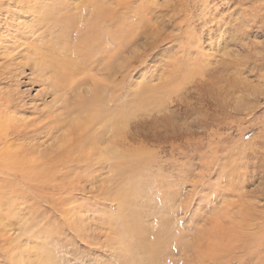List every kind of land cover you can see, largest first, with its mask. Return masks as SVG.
Returning <instances> with one entry per match:
<instances>
[{"label": "rangeland", "instance_id": "374dc122", "mask_svg": "<svg viewBox=\"0 0 264 264\" xmlns=\"http://www.w3.org/2000/svg\"><path fill=\"white\" fill-rule=\"evenodd\" d=\"M96 1L116 14L112 76L104 59L79 58L82 85L58 120L54 99L65 101L70 85H42L32 62L46 53L41 41L61 47L44 15H88ZM96 1L0 0V65L21 73L0 67L12 71L0 90L16 94L11 118L24 135L5 143L18 159L0 182V264H33L45 235L49 264H264V0ZM70 40L77 50L75 33ZM146 42L169 50L154 79L136 59ZM100 129L113 142L108 159L85 148ZM210 182L224 191L201 200ZM122 185L134 190L123 217L136 232L113 197Z\"/></svg>", "mask_w": 264, "mask_h": 264}, {"label": "bare ground", "instance_id": "6f19581e", "mask_svg": "<svg viewBox=\"0 0 264 264\" xmlns=\"http://www.w3.org/2000/svg\"><path fill=\"white\" fill-rule=\"evenodd\" d=\"M20 1H22V0H20ZM31 1H33V0H31ZM100 1H103V0H100ZM37 4L39 5V3H37ZM40 6L41 5H39L38 7H40ZM167 6L168 5H166V7ZM56 10H57V8H56ZM67 10H68V8H67ZM67 10H64V11L58 10L57 12H53V13H48V11H47L46 14L43 13V14H45L44 15V20L45 21L42 22V23H45L44 24L45 26L42 25L43 28L45 27L43 30H45V29H47L49 27L50 30H48V31H51L52 30V32H53V34L55 36L54 42L60 44L61 47H60V49L58 48L57 50H51L48 46L45 47V45L46 44L47 45H52V42L49 41V40H43L41 42H43L42 45L46 49V53H44L43 55H40V53L37 52L35 54V57L33 56L34 58H32L33 68H34L35 72L37 71L36 74L39 75L40 82H41L42 85L50 84L51 81H52V78L55 79L54 80L55 85L59 84L58 82H56L57 80H61L63 82V84L65 83L64 84L65 85V89H66L67 86L70 85L69 88H68V90H66L65 93L62 95L64 97V100L65 101H59L57 98L54 99L55 101H57L56 104H55V106H53V108H55V110H54V112L53 111L50 112V114H52V113H58L56 115L58 120H59V118H62V117L65 118V117H68L69 116V114L71 113V111H70L69 114H68V112L66 113V110L64 109V107L68 105L69 98L75 97V93H77V91H78L77 89H79L81 87V85H82L81 82H80L82 80H80L79 83H77L75 81V79H74L76 77L77 71L78 70L81 71V69H79V68L84 67V65L86 63V62H82L80 65L76 66L79 63V58H83L84 61H87L88 59H95L96 56H97L96 59H104L105 60V66L111 67L110 69H107L105 72L107 74H109V75L112 76L113 64L111 62H112V57L114 56L113 55V53H114L113 52V47L115 46L116 39H117V35H115V33L113 31V27H114L113 25H114L115 20H116V14H115V12H113V14H112V11H111L110 8H103L96 1L95 8L94 9H91V11L88 13V15L86 14L87 12L86 11H83V10H82L81 14L78 13V12H80V11H78V8L75 9L76 12H74V13H70L72 11H67ZM53 11H55V10H53ZM35 13H37V12H35ZM43 14H42V16H43ZM85 16L86 17H90L91 23H89L88 20H83ZM81 23H82V25H85L86 26L84 32H81V31H79L77 29V28H79L81 26ZM13 25L14 24L11 23L10 25L6 26L5 28L6 29L13 28ZM176 27H177V25H176ZM2 29H4V27L3 26H0V30H2ZM73 33H75L76 34V37H77L76 43H77V41L79 42V44L76 45L77 46V50H75V51L73 50L74 48H69L68 47V44L69 43L71 44L70 37H71V35ZM41 34H43V33H41ZM45 34L47 35L48 32L47 33L45 32ZM49 35H51V34L49 33ZM42 37H44V36H42ZM42 37H40V38L42 39ZM72 42H74V41H72ZM103 44H108L107 47H104L105 49L103 48L104 49L103 54L105 53V54H107V56H98V53H100L99 51H100V49H101V47H102ZM40 47H42V46H40ZM71 47H73V46H71ZM44 48H42V49H44ZM75 53L77 54V56L74 55ZM25 56H31L32 57L31 54H28V55H25ZM10 61L12 62V59ZM98 63L100 65H102L100 62H98ZM6 64L7 63L5 62L3 65H0V67L1 68L2 67L3 68L6 67L7 68V71L8 70H12L14 72H17L18 76L21 74L20 71H19V69L16 66H14V65L13 66H10L9 64H7V65ZM4 65H5V67H4ZM11 65H12V63H11ZM27 66H28V64H27ZM95 66L96 65H94V67ZM102 70L103 69L98 68V71H102ZM12 71L10 73H8V74L5 73L4 71L3 72L0 71V75L1 76L5 75L8 79L11 80L12 79ZM65 76L68 77V80H67V83L68 84H66V82H64ZM51 84H53V83H51ZM6 86H8V83H6ZM0 88H2V87H0ZM48 89H50V88H48ZM98 89L99 88H97V90ZM101 90L102 89H100V92H98V91L95 90L96 92H95L94 95L95 96L96 95H100L101 94ZM106 91H108V90H106ZM11 92L12 91H9L7 95L6 94L4 95L3 93H1V90H0V108L2 107V104L4 103L3 102V98H6L7 99V102H6L7 103V108H6V111L5 112H8V113H5V112L0 113V165L2 164V166H3V169H1V173H0V182H4L2 179H4V175L5 174L2 173V172H4V170L7 169V168L8 169H12L13 167H15L14 165L16 164V159H18V155H17V157H14V155L16 154V152H13V148L11 146L6 147L5 146V143L11 142L13 140V138L15 140L17 137L19 138L21 136L22 137L24 136V135H20L19 134V131L20 130L18 129L19 128L18 121L15 118H11V112H10V110L12 108V105H18L20 103V102L17 103L16 94H12ZM50 94H51L50 91L46 93L47 96H49ZM18 100H19V97H18ZM141 101H143V100H140V102ZM60 102H64V103H60ZM95 103H96V101H95ZM57 104L63 105V106L60 107ZM146 104H148V103H146ZM85 107L86 106H81L78 111L84 109ZM95 108H96V106H95ZM61 110H63V111H61ZM74 111H76V113L78 112L77 109H74ZM12 113H14V112L12 111ZM56 116L53 115V117L55 119H56ZM90 116H91V114H90ZM92 117H93V115H92ZM95 123L98 125V123L101 124V121H98V123H97V121H95ZM91 129H93V123H92L91 127L90 126L86 127V130H85L84 133H86L87 130L88 131H91ZM103 131H105V129ZM103 131L100 129V132H98V133L96 132V134H95L96 136L95 137H91L90 140H88V138L85 137L86 140H87L86 141L85 148H87L88 153L90 155H94V154L96 155L98 152H100V153L105 154L106 155V158L108 156L110 157L109 152L111 153L113 150L112 149L109 150V149H110V147H111V145H112L113 142H112V140L110 141L109 139H107V140L102 139V136H101L100 133L103 132ZM84 133H82V135H84ZM92 135H94V132H93ZM109 138H111V137H109ZM1 147H3V148H1ZM100 156H101V160L106 159V158H104L105 156H102V155H100ZM7 159H9V160H7ZM101 160H99V162H101ZM7 161H10V163L7 162ZM15 169H13V170H15ZM122 187L123 188L121 190H119V193H117V195L116 196H113V197H114V200L119 204L120 216H121L122 222L125 224V229H127L129 231L133 230V231L136 232L137 229L135 227V224L131 221V219L123 217L126 214H129V212L131 210L130 208L137 202V201L135 203L133 202L134 201L133 200V198H134L133 191L134 190L133 189H132L133 191L128 190L127 189L128 187L126 185H122ZM6 193L7 192L5 191V189L4 190L3 189L0 190V206L1 207H2V204L6 201L4 199L7 196ZM130 196L132 197V200L133 201L131 200V197ZM50 229H51V227H50ZM109 229H107V230H109ZM109 234L111 235L112 232L109 233ZM118 234H119V232H118ZM119 235H121V234H119ZM46 236L47 235H45L44 237L41 236V237H43V240L40 242L39 246H37L36 249H35V255H34V258H33V262L35 264H49L50 263V260L51 259L49 257V254H50L49 253V249L45 248L44 245H43V244H45L44 239H45ZM136 243H137V241H136ZM122 255H124V254H122ZM126 263L129 264L130 262L128 263V261H127ZM115 264H118V262L115 263Z\"/></svg>", "mask_w": 264, "mask_h": 264}, {"label": "snow or ice", "instance_id": "6c2138e0", "mask_svg": "<svg viewBox=\"0 0 264 264\" xmlns=\"http://www.w3.org/2000/svg\"><path fill=\"white\" fill-rule=\"evenodd\" d=\"M169 56V50L167 46H152L146 42L143 53L137 54L136 59L140 65H143L142 71L146 72L153 79L158 72L159 64L163 63ZM159 62V63H158ZM55 131V130H53ZM41 135H51L52 132L44 128L40 130ZM224 189L218 185H213L211 182L206 190L200 191V199L203 200L205 197L210 196L213 192L219 195ZM199 203V201H197ZM212 203H218L213 201ZM191 217L193 220H199L202 217V212L198 207L193 206L191 208Z\"/></svg>", "mask_w": 264, "mask_h": 264}]
</instances>
